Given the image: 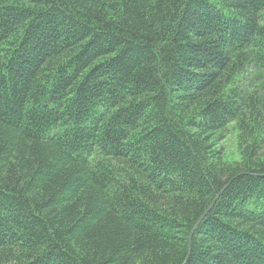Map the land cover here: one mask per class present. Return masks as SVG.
Listing matches in <instances>:
<instances>
[{"label":"trees","instance_id":"1","mask_svg":"<svg viewBox=\"0 0 264 264\" xmlns=\"http://www.w3.org/2000/svg\"><path fill=\"white\" fill-rule=\"evenodd\" d=\"M0 264H264V0H0Z\"/></svg>","mask_w":264,"mask_h":264},{"label":"rangeland","instance_id":"2","mask_svg":"<svg viewBox=\"0 0 264 264\" xmlns=\"http://www.w3.org/2000/svg\"><path fill=\"white\" fill-rule=\"evenodd\" d=\"M237 131L233 125L228 126V131L224 139L225 144V160L232 162L238 159L237 147H236Z\"/></svg>","mask_w":264,"mask_h":264},{"label":"water","instance_id":"3","mask_svg":"<svg viewBox=\"0 0 264 264\" xmlns=\"http://www.w3.org/2000/svg\"><path fill=\"white\" fill-rule=\"evenodd\" d=\"M215 200V199H214ZM214 200L211 202V204L207 207V209L202 213L200 219L197 221V223L201 220V218L210 210V208L212 207Z\"/></svg>","mask_w":264,"mask_h":264}]
</instances>
